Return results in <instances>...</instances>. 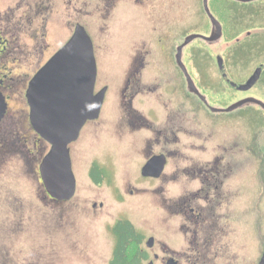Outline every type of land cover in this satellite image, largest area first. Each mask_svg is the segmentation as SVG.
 <instances>
[{"label":"flooded vegetation","instance_id":"flooded-vegetation-1","mask_svg":"<svg viewBox=\"0 0 264 264\" xmlns=\"http://www.w3.org/2000/svg\"><path fill=\"white\" fill-rule=\"evenodd\" d=\"M154 1L0 0V94L5 101L0 118V264L28 263V251L24 247L17 250L15 241L7 237L22 229L25 221L38 220L44 214L42 210L37 212V201L24 203L19 201L20 196L11 193L9 161L20 163L18 176L32 184L41 201L58 208L73 201L74 195L61 200L50 196L45 188L40 164L52 144L33 129L26 91L36 73L69 40L78 25L92 40L96 62L93 93L104 90V99L98 117L87 120L78 137L67 145L70 165L73 149L79 151L83 164V139L88 148L97 152H103L109 144L115 153L114 166L125 162L134 167L135 179L139 181L128 179L126 184L145 182L151 203H158L156 207L163 212L180 211L185 217V223L172 229L171 224L134 227L137 256L144 264H167L169 260L176 264H264V231L255 230L252 214L253 204L264 202V108L252 102L231 110L239 113V123L247 121L251 126L247 134L232 139L214 135L215 127L226 123L215 117L231 112L211 110L227 108L244 98L257 99L264 105V3L207 0L221 35L213 43L195 39L206 46L227 47L214 57L206 51H196L203 56L196 58L186 49L191 41L182 47L180 56L203 101L188 90L185 71L175 57L188 35L211 34L213 24L203 0L198 1L197 9L173 13L169 18L166 13L148 14ZM227 10L232 13L228 27L219 17ZM166 18L168 28L158 32L156 27L143 30L144 37L139 26L133 25ZM95 21L98 23L93 24ZM112 23L126 27L120 35L121 49L113 50L116 57L110 61L107 51L97 53L96 29L90 27L100 25L101 32ZM131 34L133 39H127ZM214 65L218 79L212 82L210 72H214ZM256 71L258 77L253 84L240 89ZM239 76L243 78L238 80ZM211 83L219 86V95L225 94V87L234 94L230 105L211 103V91L204 89ZM110 89V99L105 101ZM245 106L252 118L241 113ZM106 167L97 154L90 159L86 172L95 187L108 184ZM176 181L182 191L173 198L167 193L170 182ZM139 190L131 186L128 195ZM102 206V202L90 205L92 212ZM25 212L32 216L25 219ZM258 216L262 220H256V224L262 221L263 226L264 213ZM107 232L113 243L107 261L110 264L116 237L113 229ZM149 239L151 245L147 244ZM92 241L88 233H64L57 235L56 247L61 253H77L83 258V253L91 251ZM42 246L45 250L46 246ZM88 256L86 263L94 264L95 255ZM121 260L118 257L116 262L121 264Z\"/></svg>","mask_w":264,"mask_h":264},{"label":"rangeland","instance_id":"rangeland-1","mask_svg":"<svg viewBox=\"0 0 264 264\" xmlns=\"http://www.w3.org/2000/svg\"><path fill=\"white\" fill-rule=\"evenodd\" d=\"M199 0H155L154 8L148 11V14L158 15L161 13H166L167 18L170 14L179 13L181 11H192L197 9ZM164 2V5L161 3ZM226 3V2H225ZM224 3V4H225ZM258 4L264 3V0L256 2ZM142 12V10H141ZM143 14V12H142ZM149 16V15H146ZM229 16H232V13L227 10L222 15H219L220 19L225 23V26H229ZM145 16H143V19ZM167 18L165 20L158 21H147L141 23H135L136 27L139 26L141 32L147 29L152 30L153 27L159 29L168 28ZM95 21L93 24H97ZM98 26V27H97ZM91 26V30H95V46L97 53H102V50L108 52L109 60H114L116 57L113 54V50H120L121 45V32L124 27L123 24H111L108 27L104 26V31L99 32L100 25ZM134 26V27H135ZM134 34V33H133ZM133 34L126 36L127 39H133ZM142 37L146 35V32L141 33ZM180 38L181 36H174ZM144 40V39H141ZM174 40V39H173ZM229 41V40H228ZM175 42V41H174ZM173 42V43H174ZM224 43V42H223ZM132 43H129L131 45ZM227 46L222 45H213L206 46V44L201 43L200 41L194 39L189 46L186 48L190 50L193 56L196 58H203L198 52L206 51L211 56H216L217 53H220V49H225ZM205 48V49H203ZM207 55V56H209ZM102 56V55H101ZM215 67V65L213 66ZM242 70V69H241ZM217 69L215 67L214 72H210V78L213 79L212 82H215L217 78ZM209 78V79H210ZM243 77L239 76L237 79L241 80ZM203 87L205 90L210 92V101L215 105L226 106L230 105V102L235 98L234 94L225 87L224 95H219V86H214L212 83ZM107 93V99H110L111 94ZM248 107L245 106L241 110V113L244 112V117H253L250 115L251 111H247ZM107 112V111H106ZM239 113H219L215 118L220 122H226L224 126L219 125L215 127L214 135H226L230 136L231 139L236 136L247 134L251 126L248 122L239 123L240 117ZM104 119H102L103 121ZM105 134V133H104ZM108 144V143H107ZM80 144H76L79 147ZM106 151L104 150L97 152L95 148H88L86 146V141L84 139L81 143V149L84 151V162L80 163L79 151L77 149L72 150L71 154V165L73 175L76 178V190L73 196V201L68 204H63V206L54 207L47 203L46 201H41L40 194H35L32 184L18 176L21 172L20 163L15 161H9L7 163L8 167V177L10 179L9 189L12 194H17L20 196V200L24 203L29 201H37L39 208L37 212L40 213L42 210L43 217L36 220L33 219L29 223L24 222V226L19 228L17 231L9 233L7 238H10L12 241H15V247L17 250L19 247H24L26 251L30 254L26 257L28 261L27 264H88V255H95L94 264H107V261L110 257V252L112 248V237L109 235L107 230L111 229L112 224L118 219L128 220L134 227L137 229H143L145 226H155V225H167L171 224L172 228H177L179 223H185L184 214L180 211L173 212H163L162 209L156 207L158 203H151L149 193L146 192V187L148 184L145 182L134 183L132 181H139L135 179L134 167L133 165H127L125 162L114 166L115 153L111 151L110 145H105ZM103 161L106 167V175L108 176V184L102 185L101 187H95L92 185L89 176L86 172L87 165L89 166L90 159L95 157V155ZM114 167V168H113ZM251 178L252 176L249 175ZM131 179V185L126 184V180ZM252 180V179H251ZM253 181V180H252ZM169 191L167 195L171 197H177L182 191V187L178 181L170 182ZM131 186H136L140 188L138 193H134L131 196L128 195V191ZM95 202L98 204L102 202V208L97 207L96 212H92L90 205ZM263 204V205H262ZM42 205V207H40ZM252 214L254 217V226L255 230L263 233L264 224L261 225L262 221L259 222V225L256 224V220H262V216L257 215L261 212L264 213V202L254 203L253 204ZM30 214L28 212L24 213V218L28 219ZM35 216V214H34ZM264 219V218H263ZM21 229V230H20ZM79 232L83 235L91 234L92 236V246L91 251L88 253H83V258H79L77 255H71V253L66 252L61 253L56 247L57 235L64 233H75ZM258 233L256 232V235ZM46 246L45 250H42L43 246ZM42 250V251H40ZM184 264L185 261H182ZM147 264V263H146ZM152 264H161L159 261Z\"/></svg>","mask_w":264,"mask_h":264},{"label":"water","instance_id":"water-1","mask_svg":"<svg viewBox=\"0 0 264 264\" xmlns=\"http://www.w3.org/2000/svg\"><path fill=\"white\" fill-rule=\"evenodd\" d=\"M249 2L250 0H242ZM213 28L209 36L196 33L188 35L177 48L176 60L180 68L182 47L195 38H202L213 43L220 37V25L214 21L208 8L207 0H203ZM216 22V25H215ZM216 27V28H215ZM258 71L240 89H248L257 79ZM189 91L197 93L204 100L189 78L186 71ZM96 77V62L92 49V40L85 29L77 26L69 40L57 50L45 65L29 82L26 98L29 104V120L35 132H38L48 143L52 144L49 153L44 157L41 166V177L50 196L63 200L69 199L75 192V176L72 173L67 145L75 140L82 125L99 115L104 99V90L93 93ZM257 102V99L244 98L224 109L211 108L213 112L231 110L241 107L243 103ZM5 109V101L0 94V118ZM148 245H151L150 239ZM264 261V255L261 259ZM167 264H176L169 260Z\"/></svg>","mask_w":264,"mask_h":264},{"label":"trees","instance_id":"trees-1","mask_svg":"<svg viewBox=\"0 0 264 264\" xmlns=\"http://www.w3.org/2000/svg\"><path fill=\"white\" fill-rule=\"evenodd\" d=\"M116 237V244L113 248V260L110 264H120L116 259L122 258L121 264H144L137 256V231L134 226L125 219L118 220L112 228Z\"/></svg>","mask_w":264,"mask_h":264}]
</instances>
